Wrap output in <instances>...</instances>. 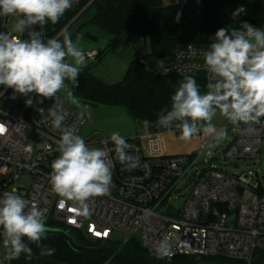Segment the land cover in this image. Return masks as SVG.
Returning <instances> with one entry per match:
<instances>
[{
	"label": "built area",
	"instance_id": "obj_1",
	"mask_svg": "<svg viewBox=\"0 0 264 264\" xmlns=\"http://www.w3.org/2000/svg\"><path fill=\"white\" fill-rule=\"evenodd\" d=\"M95 0H74L70 11H79L73 21L85 12ZM171 6L184 9L188 0H165ZM13 18L0 17V31H10ZM44 38L49 37L46 27ZM64 31V30H63ZM62 33V32H61ZM58 34L56 37H61ZM26 39V34H17ZM210 45L188 44L179 48L157 65L160 76H193L204 79L203 52ZM97 51L88 52L85 61H96ZM205 73V76H201ZM0 86V197L15 191L35 201L46 210L47 224L64 225L82 231L93 240H119L123 243L136 238L149 252L167 238L172 255L225 257L243 264H253L256 251H264V118L249 135L236 130L229 122L224 127L236 131L232 143L221 159L253 161L256 169L228 173L218 165L199 159L217 141L214 136L201 132V147L197 153L169 155L164 152L163 136L180 137L174 126L164 129L149 127L146 132L127 138L128 150L140 164L129 169L116 158L114 144L103 138L98 144L109 150L113 170L112 193L90 201L89 214L82 215L71 202L64 201L52 190L51 164L59 156L60 132L53 130L45 111L53 100L26 106L27 97ZM69 112L64 124L73 126L79 135L86 119L64 102ZM243 127V126H241ZM96 134L95 136H97ZM86 142V141H85ZM88 145V143L86 142ZM186 181L187 185H183ZM185 187L189 194L182 196ZM181 199L184 201L180 204ZM180 204V205H179ZM0 264L5 260L0 254Z\"/></svg>",
	"mask_w": 264,
	"mask_h": 264
},
{
	"label": "clouds",
	"instance_id": "obj_2",
	"mask_svg": "<svg viewBox=\"0 0 264 264\" xmlns=\"http://www.w3.org/2000/svg\"><path fill=\"white\" fill-rule=\"evenodd\" d=\"M73 3L74 0H0V17L14 20L10 31H0V86L13 90V100L17 94L27 97L26 106H33L30 94H35L36 104L53 100L46 111L37 109L40 114L46 113L52 129L60 132L59 156L52 162L49 176L51 190L61 203L71 202L82 215H88L93 198L110 194L113 170L108 149L90 147L73 126L64 124L69 115L65 101L84 115L86 106L69 84L79 87L85 53L79 40L73 41L68 31H62V39H45L43 31L36 30L37 25L43 29L48 23L57 24ZM245 11L243 6L238 7L232 13L233 19ZM180 16L178 12L176 22ZM17 34H26L27 38ZM203 58L208 73L206 90L202 92L193 76H184L171 96L170 109L163 108L158 113L157 125L164 129L174 126L184 141L201 132L221 141L227 132L213 123L219 115L236 130L253 134L264 118V28L247 21L239 28H220ZM110 139L119 162L136 169L140 161L129 153L131 145L127 140L117 132ZM0 230L7 259H17L21 254L31 256L30 244H36L41 255L55 254L54 248L43 244L52 231L46 210L22 194L8 191L0 197ZM153 252L159 259L170 257V241L162 239Z\"/></svg>",
	"mask_w": 264,
	"mask_h": 264
},
{
	"label": "trees",
	"instance_id": "obj_3",
	"mask_svg": "<svg viewBox=\"0 0 264 264\" xmlns=\"http://www.w3.org/2000/svg\"><path fill=\"white\" fill-rule=\"evenodd\" d=\"M240 6L246 11L233 19L232 13ZM78 12L65 13L57 24H46L48 38L60 34ZM178 12L181 16L176 22ZM86 14L81 28L92 25L112 37L96 61L126 37L147 39L150 52L132 60L124 78L116 84L96 77L90 66L82 67L79 87H72L75 96L89 106L121 107L134 121L150 127L157 126L161 109H170L171 96L184 77L158 75L157 65L161 60L188 44L210 45L220 28H239L244 21L264 28V0H188L184 9L171 6L165 0H95L67 31ZM194 78L202 92L205 91L204 79ZM48 226L55 231L49 232L43 244L54 248L55 254L41 255L40 248L30 244L33 255L64 264H243L225 257L196 255L159 259L136 238L125 243L93 240L84 232L64 225L50 223ZM253 264H264V251L255 252Z\"/></svg>",
	"mask_w": 264,
	"mask_h": 264
},
{
	"label": "rangeland",
	"instance_id": "obj_4",
	"mask_svg": "<svg viewBox=\"0 0 264 264\" xmlns=\"http://www.w3.org/2000/svg\"><path fill=\"white\" fill-rule=\"evenodd\" d=\"M86 17L87 14L74 26H72V28L68 32L71 34L73 41H76L77 39L79 40L80 47L83 49L85 55L88 52L92 51H97L98 54H101L111 43L112 37L92 25H87L81 28L82 24L86 22ZM74 22L75 21L72 20L67 25L68 28ZM13 23L14 20L12 19L10 24L13 25ZM12 25L10 29L12 28ZM68 28L65 31H67ZM88 35H91L95 39L92 37H88ZM149 52L150 43L147 39L126 37L112 46L110 49H108L107 52L98 61L91 62L89 59H87L83 67L90 66L92 68L91 72L96 77L108 84H116L122 81L132 60L142 57ZM69 88H71V90L73 91L70 84ZM30 95L32 96L33 94ZM60 95L61 99H63L64 93L61 92ZM49 100L50 99H45L44 101ZM65 103L72 110L80 113V109H77L67 101H65ZM82 104L86 106V108L83 109V117L86 119V123L81 128L79 135L84 138V140L90 147H100L96 143L103 138L111 141L110 137L114 132L119 133L125 139L135 137V135L143 132L138 126V122L134 121V119H132L121 107H111L103 105L89 106L84 103ZM227 122V120L219 115H217L213 120V123L216 127H224L227 125ZM96 134L98 135L95 136ZM235 134L236 131L234 129H229L227 131V136L225 139L216 141L209 150L205 151L204 155L199 159L200 164H202L204 160H208L210 163L218 165L224 171L231 174L240 173L247 170L248 168L256 169L257 166L254 165L253 161L241 160L229 161L225 163L221 159L222 153L232 143ZM175 137L176 136H174V138ZM174 138H170L167 140V148L164 149V152L166 154L186 155L197 153L200 150L201 142L197 137H193L189 141L181 140L179 137H176L175 139ZM260 175L263 176L264 171H260ZM112 185L113 182L110 186V193H112L113 190ZM183 185H187L186 181L183 183ZM189 192L190 188L185 187L182 196H185V194H189ZM183 201L184 199H181L180 204ZM2 241L3 238H0V254L6 263L9 259L6 258V250L3 247ZM104 264H107V262H105Z\"/></svg>",
	"mask_w": 264,
	"mask_h": 264
},
{
	"label": "crops",
	"instance_id": "obj_5",
	"mask_svg": "<svg viewBox=\"0 0 264 264\" xmlns=\"http://www.w3.org/2000/svg\"><path fill=\"white\" fill-rule=\"evenodd\" d=\"M137 135H135V136H137ZM170 138L171 139L174 138V135L166 134L163 136L162 140H163V148L164 149L167 148V140ZM5 264H64V263L48 260L45 258H40V257H37L33 254L31 256H28L27 254H21V256L19 258L9 259Z\"/></svg>",
	"mask_w": 264,
	"mask_h": 264
},
{
	"label": "water",
	"instance_id": "obj_6",
	"mask_svg": "<svg viewBox=\"0 0 264 264\" xmlns=\"http://www.w3.org/2000/svg\"><path fill=\"white\" fill-rule=\"evenodd\" d=\"M68 28V26L64 29V31ZM180 50L183 49V46L182 47H179ZM201 76H205V73H202ZM138 126L141 128V130L143 132H146L148 130V128L150 127L149 124H146V123H141V122H138ZM262 166L264 168V158H263V163H262ZM2 231V230H0ZM52 231H55L54 229H52Z\"/></svg>",
	"mask_w": 264,
	"mask_h": 264
},
{
	"label": "snow or ice",
	"instance_id": "obj_7",
	"mask_svg": "<svg viewBox=\"0 0 264 264\" xmlns=\"http://www.w3.org/2000/svg\"><path fill=\"white\" fill-rule=\"evenodd\" d=\"M4 131L3 127L0 126V133H2Z\"/></svg>",
	"mask_w": 264,
	"mask_h": 264
}]
</instances>
